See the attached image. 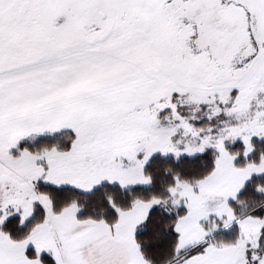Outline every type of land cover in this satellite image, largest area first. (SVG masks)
I'll use <instances>...</instances> for the list:
<instances>
[{"label":"snow or ice","instance_id":"6c2138e0","mask_svg":"<svg viewBox=\"0 0 264 264\" xmlns=\"http://www.w3.org/2000/svg\"><path fill=\"white\" fill-rule=\"evenodd\" d=\"M0 264H264V0H0Z\"/></svg>","mask_w":264,"mask_h":264}]
</instances>
